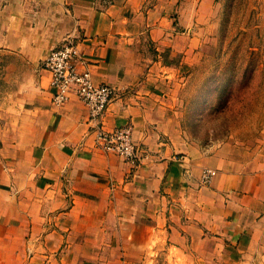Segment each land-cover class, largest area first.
<instances>
[{
	"label": "crops",
	"instance_id": "1",
	"mask_svg": "<svg viewBox=\"0 0 264 264\" xmlns=\"http://www.w3.org/2000/svg\"><path fill=\"white\" fill-rule=\"evenodd\" d=\"M216 4L0 0V264H264V130L203 151L171 87ZM66 36L115 89L104 124L131 128L133 161L95 147L78 99L53 104L41 63Z\"/></svg>",
	"mask_w": 264,
	"mask_h": 264
},
{
	"label": "rangeland",
	"instance_id": "2",
	"mask_svg": "<svg viewBox=\"0 0 264 264\" xmlns=\"http://www.w3.org/2000/svg\"><path fill=\"white\" fill-rule=\"evenodd\" d=\"M216 6L197 63L183 64L171 86L184 136L206 152L253 145L264 130V0Z\"/></svg>",
	"mask_w": 264,
	"mask_h": 264
},
{
	"label": "built area",
	"instance_id": "3",
	"mask_svg": "<svg viewBox=\"0 0 264 264\" xmlns=\"http://www.w3.org/2000/svg\"><path fill=\"white\" fill-rule=\"evenodd\" d=\"M42 68L50 75L52 102L61 105L71 98L82 102L88 111L87 123L93 133L96 148L118 155L125 161L137 156L136 145L129 126L106 129L104 114L115 96V89L106 84H95L87 60L76 39L66 36L42 60ZM215 170L204 168L200 183L208 184Z\"/></svg>",
	"mask_w": 264,
	"mask_h": 264
}]
</instances>
